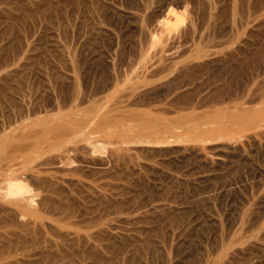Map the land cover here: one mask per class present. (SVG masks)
Segmentation results:
<instances>
[{"label":"rangeland","instance_id":"rangeland-1","mask_svg":"<svg viewBox=\"0 0 264 264\" xmlns=\"http://www.w3.org/2000/svg\"><path fill=\"white\" fill-rule=\"evenodd\" d=\"M16 179L0 264H264V0H0Z\"/></svg>","mask_w":264,"mask_h":264},{"label":"bare ground","instance_id":"bare-ground-1","mask_svg":"<svg viewBox=\"0 0 264 264\" xmlns=\"http://www.w3.org/2000/svg\"><path fill=\"white\" fill-rule=\"evenodd\" d=\"M74 119H77V118L74 117ZM61 157H63V156H61ZM5 181H7V180H5ZM9 181H12V180H9ZM6 186H7V183L3 187V189L6 190ZM29 193H30V191L28 190V188L26 187V185H24L23 181H20V179L19 180L16 179V181L14 183H9L8 184L7 190L5 192L4 191L3 192H0V198H5L6 197L5 199L8 200L7 197H9V199H10L11 202H13L17 207L22 208L23 205H24V202L23 201L25 199V196L28 195Z\"/></svg>","mask_w":264,"mask_h":264}]
</instances>
